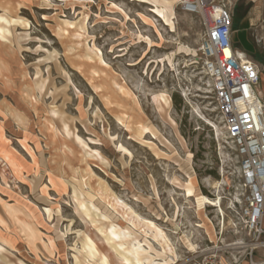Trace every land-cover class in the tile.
<instances>
[{
	"label": "rangeland",
	"instance_id": "obj_1",
	"mask_svg": "<svg viewBox=\"0 0 264 264\" xmlns=\"http://www.w3.org/2000/svg\"><path fill=\"white\" fill-rule=\"evenodd\" d=\"M261 4L260 51L233 43L264 74ZM202 36L177 0H0V264L162 263L151 229L170 264L234 239Z\"/></svg>",
	"mask_w": 264,
	"mask_h": 264
},
{
	"label": "built area",
	"instance_id": "obj_2",
	"mask_svg": "<svg viewBox=\"0 0 264 264\" xmlns=\"http://www.w3.org/2000/svg\"><path fill=\"white\" fill-rule=\"evenodd\" d=\"M182 11L198 15L203 36L198 50L202 73L210 82L222 130L238 159L240 206L232 210L224 244H195L175 264H264V100L261 70L231 42V0H177ZM223 225L216 235L221 240Z\"/></svg>",
	"mask_w": 264,
	"mask_h": 264
},
{
	"label": "crops",
	"instance_id": "obj_3",
	"mask_svg": "<svg viewBox=\"0 0 264 264\" xmlns=\"http://www.w3.org/2000/svg\"><path fill=\"white\" fill-rule=\"evenodd\" d=\"M233 3L232 15V33L231 42L234 49H239L236 43H233V38L246 40L251 46L260 51L257 45L259 36L253 25L259 20L260 9H262L261 0H231ZM237 22V28L234 24ZM237 35V36H236ZM241 50V49H239ZM250 56V55H249ZM251 57V56H250ZM259 89L264 100V74L260 73ZM211 231H208V234ZM239 264H249L246 259H243Z\"/></svg>",
	"mask_w": 264,
	"mask_h": 264
},
{
	"label": "bare ground",
	"instance_id": "obj_4",
	"mask_svg": "<svg viewBox=\"0 0 264 264\" xmlns=\"http://www.w3.org/2000/svg\"><path fill=\"white\" fill-rule=\"evenodd\" d=\"M187 192H191V188L190 187L187 189ZM191 197H192V195H191ZM216 198H218V197H216ZM209 203L211 205L217 206V205H219V199H214L213 201H209ZM218 211H219V208H218ZM151 231H152L153 238L154 237H158V238H160L162 240V242H163V249L166 252L165 254L167 256V259H164L162 263L155 262V264H170V262L173 260V257L175 256L174 248L171 246V244L169 243V241L166 238V236H164V234L159 229H151ZM190 246L194 247L195 245H193V243L190 242ZM134 264H140V263L138 261H135Z\"/></svg>",
	"mask_w": 264,
	"mask_h": 264
}]
</instances>
